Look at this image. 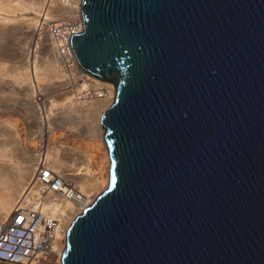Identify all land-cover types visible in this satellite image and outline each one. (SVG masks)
<instances>
[{"label":"water","instance_id":"water-1","mask_svg":"<svg viewBox=\"0 0 264 264\" xmlns=\"http://www.w3.org/2000/svg\"><path fill=\"white\" fill-rule=\"evenodd\" d=\"M80 69L115 86L107 188L61 264H264V0H82Z\"/></svg>","mask_w":264,"mask_h":264},{"label":"bare ground","instance_id":"bare-ground-1","mask_svg":"<svg viewBox=\"0 0 264 264\" xmlns=\"http://www.w3.org/2000/svg\"><path fill=\"white\" fill-rule=\"evenodd\" d=\"M5 1L0 0V21L3 22L0 26V38L11 35L12 31L6 25L9 24V20L16 18L17 12L29 10L34 16L27 20L21 18V23L26 22L24 27L28 28L30 39L42 23L79 15L82 2V0H72V2L67 0H18V5H9L8 2L3 4ZM9 16L12 17L9 18ZM38 18L40 21L37 20ZM35 44L37 47L42 46L43 52L41 57L37 54L31 55L32 60L28 56L29 52L23 53L24 46L12 48L9 45L7 48L8 43L5 44L6 47L0 44V56L8 57L15 54L20 57L19 60L24 61L23 66L20 65V67L0 63V97L5 95L9 102H14L15 108L19 107L18 109L26 119L32 120L31 134L45 135L54 130L61 131V136H64V132L68 130L75 135L84 134L90 141L91 151L84 152L77 147L63 143L57 146L48 145L45 152L29 155L20 147L15 123L8 121L2 124L0 136L5 139L0 142V230L9 219L15 204L37 193L38 188L34 184L33 176L36 165L41 159L50 161L54 168L64 171L77 184L78 191L89 198V202H80L78 211L75 208L71 209L72 214L66 222L65 230L69 229L80 211H83V208L108 186L110 159L101 117L115 97L113 85L87 76L95 83L91 85L83 80V83L76 87L72 70L67 69L62 58L55 53L48 36L45 39L38 38ZM4 85L10 89L8 95L3 89L1 90ZM40 85L42 89L39 88ZM100 87L105 89L102 99L82 100L86 98L84 91ZM43 90L58 92L56 95L60 100L56 101L57 103H47L46 100V104L43 103L45 105H42L40 111L39 103L34 97L35 93ZM17 91H20V94ZM12 94H19L20 97L22 95L23 99L19 96V98L13 97ZM17 157L21 160L17 161ZM64 248L56 254L57 264H61Z\"/></svg>","mask_w":264,"mask_h":264},{"label":"built area","instance_id":"built-area-1","mask_svg":"<svg viewBox=\"0 0 264 264\" xmlns=\"http://www.w3.org/2000/svg\"><path fill=\"white\" fill-rule=\"evenodd\" d=\"M37 30L39 35L48 36L67 69L85 76L70 42L72 34L83 31L81 9L79 15L42 23ZM84 92L86 99H102L105 89L100 87ZM33 181L38 188L37 193L18 201L0 230V264H44L65 247V226L72 214L71 209L78 211L80 202L85 203L89 199L78 191L77 184L64 171L54 168L50 161L44 159L38 161Z\"/></svg>","mask_w":264,"mask_h":264},{"label":"rangeland","instance_id":"rangeland-1","mask_svg":"<svg viewBox=\"0 0 264 264\" xmlns=\"http://www.w3.org/2000/svg\"><path fill=\"white\" fill-rule=\"evenodd\" d=\"M7 2L9 5H11V4L16 5L18 3V0H6L3 4H6ZM77 6H78V3H77ZM1 15L4 16L3 14H1ZM15 15H16V18H15L16 20L15 19H12L11 21L9 20V24L6 25V27L10 31H12L11 35L4 36V37L0 38V42H1L0 44H2V45L4 44V46L6 47L5 44L8 43L7 48H9V45L12 48H16L17 46H22V47L24 46V49H25V51H23L24 54L29 52V55H28L29 57L31 55H34V54H37V56L39 55V57H41L42 52H43L42 46L39 45L37 47L35 42L38 40V38L45 39V37H47V36L45 34L39 35L38 30H36V34L33 36L32 39H30V38H28V28L24 27L26 25L25 24L26 22L24 23L25 25L23 23H21L22 19H24V20L30 19L31 17L34 16V14L31 11L29 12V10H27V12L26 11L17 12ZM11 17L12 16H9V18H11ZM37 20L40 21L39 18ZM54 20L55 19H52L51 21H54ZM2 23L3 22L0 21V24H1L0 26H2ZM21 39H24V40L21 41ZM9 54H11V53H9ZM32 57H30L31 60L33 59ZM19 58L20 57H18L15 54L13 56L11 55L8 57L7 56H0V63L6 64L7 66L13 65L16 67H20V65L23 66L24 61L19 60ZM29 65H30V63H29ZM72 73H73V76L75 79L76 87L80 86L83 83V80H86L91 85L94 84L95 83L94 81L87 78V76H89L90 78L101 81L102 83L112 84L114 87V90H115V86L111 82H107V81L97 79V78H95L89 74L84 73V72L83 73L85 76H81L77 72H72ZM39 88L42 89L41 85L39 86ZM2 89L5 91L4 92L5 94H7V95L9 94L10 89L8 88L7 85H4V87H2L1 90ZM17 92H19V94H20V91H17ZM57 93L58 92L51 91V90H49V91L43 90L39 93H35L34 98H35V100H37V103H39L38 106L40 107V111H41V107H42L43 103L46 104V100H47V103H49V102L57 103L58 100H60V98H58V96L56 95ZM19 94H12V96L18 97ZM83 94H85V92H83ZM114 96H115V94H114ZM22 97L23 96L21 95L20 98H22ZM6 98L7 97L5 95L0 97V126L2 124L7 123L8 121H12L15 123L16 129H17V135H18V142L20 144V147H22L27 154L30 155V154L43 153L47 150L48 145L57 146V145L63 144V143H66L69 146L77 147V148H79V150L84 151V152H90L91 151V149H90L91 146L89 145L90 141L86 137V135H84V134L83 135H75L72 131H69V130L64 132V136H61V131H59V130H54L50 133H46L45 135L42 134L39 136H37L35 134L34 135L31 134L30 126L32 124V120L26 119L23 116V114L21 113V111L18 109L19 107L15 108L13 105L14 102L13 101L9 102ZM85 99L86 98H84L82 100H85ZM86 100H88V99H86ZM104 133H105V130H104ZM2 139H5V138L3 136L2 137L0 136V142L3 141ZM33 144H35V145L33 146ZM20 160L21 159L17 157V161H20ZM107 177L109 178V170H108V176ZM57 261H58V256L52 255L47 259V261L44 264H57Z\"/></svg>","mask_w":264,"mask_h":264}]
</instances>
